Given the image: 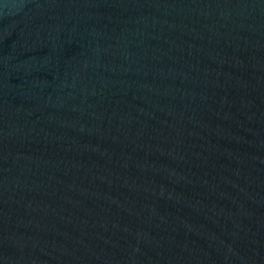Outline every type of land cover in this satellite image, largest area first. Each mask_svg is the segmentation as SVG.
<instances>
[{"label":"water","instance_id":"water-1","mask_svg":"<svg viewBox=\"0 0 264 264\" xmlns=\"http://www.w3.org/2000/svg\"><path fill=\"white\" fill-rule=\"evenodd\" d=\"M0 264H264V0H0Z\"/></svg>","mask_w":264,"mask_h":264}]
</instances>
